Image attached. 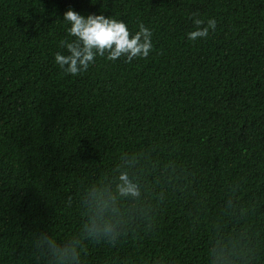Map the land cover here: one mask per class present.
Wrapping results in <instances>:
<instances>
[{
    "label": "trees",
    "instance_id": "obj_1",
    "mask_svg": "<svg viewBox=\"0 0 264 264\" xmlns=\"http://www.w3.org/2000/svg\"><path fill=\"white\" fill-rule=\"evenodd\" d=\"M69 9L152 51L66 74ZM0 264H264V0H0Z\"/></svg>",
    "mask_w": 264,
    "mask_h": 264
},
{
    "label": "clouds",
    "instance_id": "obj_2",
    "mask_svg": "<svg viewBox=\"0 0 264 264\" xmlns=\"http://www.w3.org/2000/svg\"><path fill=\"white\" fill-rule=\"evenodd\" d=\"M195 16V14H194ZM63 20L70 24L68 33L76 39L72 42L62 40L60 46L68 51V55L55 54V62L66 74L73 76L86 71L91 63L95 62L97 55L104 57L107 54L109 61H115L120 57H126L125 62H131L134 58H147L152 51V32L142 23L139 31L132 35L127 25L117 19L104 15L90 14L84 17L74 10H67ZM197 30L187 34L188 39L195 41L205 38L209 30L215 31V19H209L206 27H201L204 21L194 18ZM122 184L118 186L123 195H138L135 186L129 181L126 174L120 177Z\"/></svg>",
    "mask_w": 264,
    "mask_h": 264
}]
</instances>
